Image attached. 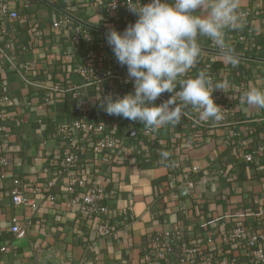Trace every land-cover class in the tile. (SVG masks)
<instances>
[{"label": "crops", "instance_id": "1", "mask_svg": "<svg viewBox=\"0 0 264 264\" xmlns=\"http://www.w3.org/2000/svg\"><path fill=\"white\" fill-rule=\"evenodd\" d=\"M237 3L246 17L238 28L225 30L226 44L234 54L264 59V0ZM3 5L19 18L0 14V146L6 162L0 166V250L8 248L0 264H178L192 247L197 254L189 264H246L245 249L230 236L239 226L245 237L264 234V151L244 162L245 155L264 148V109L241 97L250 87L264 90V63L237 59L233 66L223 55L201 52L179 79L203 70L224 85L212 95L229 104L231 114L224 123H200L188 106L179 124L153 132L101 107L106 96L134 92L107 33L82 26L99 53L82 75L87 46L71 41L79 24L70 19L68 28L52 26L66 13L122 34L136 16L127 20L108 12V0H0ZM238 32L248 36L244 44L236 41ZM198 42L221 51L210 38ZM171 94L162 93L154 103ZM79 119L103 123L114 148L97 154L94 139L62 132ZM69 140L85 148L78 157L80 175L103 191L114 228L110 236H96L97 219L80 210L82 192L68 190L60 162ZM14 181L30 206L14 205ZM12 219L23 236L12 233Z\"/></svg>", "mask_w": 264, "mask_h": 264}, {"label": "clouds", "instance_id": "2", "mask_svg": "<svg viewBox=\"0 0 264 264\" xmlns=\"http://www.w3.org/2000/svg\"><path fill=\"white\" fill-rule=\"evenodd\" d=\"M127 7L137 17L135 23L122 34L109 30L106 40L118 63L126 66V82L133 83L134 92L116 99L104 97L103 110L138 121L153 132L179 124L188 106L199 113L201 121L222 120L221 107L212 94L222 90L223 84H214L203 70L194 78H179L200 57L198 37L213 40L225 59L236 65L238 58L226 44L225 30L240 25L244 13L237 11V0H150L147 4L132 0ZM165 92L172 93L171 97L156 105L154 102ZM241 100L264 109V90L250 87ZM162 156L167 158L168 153Z\"/></svg>", "mask_w": 264, "mask_h": 264}, {"label": "built area", "instance_id": "3", "mask_svg": "<svg viewBox=\"0 0 264 264\" xmlns=\"http://www.w3.org/2000/svg\"><path fill=\"white\" fill-rule=\"evenodd\" d=\"M12 2H19V0H10ZM132 0H108V12L116 13L122 18L125 19H132L135 17L132 14L127 4H131ZM138 4V3H137ZM0 14L2 16H8V18L12 21H15L19 18L17 12L12 11L8 12L6 5H3L0 9ZM117 17L116 20H119ZM246 17V13H244L242 18ZM53 28L60 29L62 27L68 28L71 26V20L69 18H61L53 22ZM246 33L238 32L236 34V41L239 44H244L248 38L246 37ZM72 42H83L87 46V52L83 59V68L81 70V74L85 75L88 69L91 68V62L97 58L99 55L98 51L95 49L93 45L92 36L88 33V31L83 28L81 25L76 26L72 30ZM194 78V77H193ZM172 95V94H171ZM161 97L159 100L158 105L167 101L170 97ZM6 100V99H4ZM214 102L221 107V113L223 115V119L216 122V121H201L199 120V113H198V122L200 123H208V122H216V123H224L226 122L228 116L231 114V107L227 103H219L216 99ZM61 130L66 135L70 133L73 134H83L87 138L94 139L93 145V152L95 153H102L107 150H111L115 146L114 140L111 138L105 137V126L103 123L100 122H92V121H84V120H73L70 125H65L61 127ZM148 131L146 132V134ZM84 147H75L72 141L69 140V147L64 151L62 161L60 162V168L62 174L68 179V190L70 193H75L76 191H81L82 195L80 198V210L82 213L86 215H90L97 219L98 225L96 227L95 233L97 237H107L112 235L114 228L109 222L108 218V208L104 203L103 200V191L99 187L88 186L86 179L80 175V170L78 167V157L84 153ZM264 151V148L260 149L259 151L252 152L244 156V162L246 164H250L253 160L258 157V154H261ZM1 146H0V166H4L6 164L4 158L1 154ZM105 161L109 162L110 157L104 156ZM173 170L178 168V163H173L171 165ZM172 184L175 183V179L171 176L169 178ZM11 197L13 199V203L16 206H23L27 207L30 206L31 203L27 199H25L21 193V189L19 186V181H14V187L11 191ZM72 203H76L75 198H71ZM12 228L11 231L13 234L21 237L24 235V229L20 228L17 225V220L12 219ZM245 232L241 226H239L234 233L231 234L232 241L236 243L238 246H242L245 249V257L247 259L246 264H264V234L261 232H256L248 237H245ZM245 239V240H244ZM8 251V248H2L0 253ZM197 254V249L195 247L190 248L187 253L180 258L178 264H189L193 261L194 257ZM195 264H210L209 261L203 260L199 261ZM220 264H235V262L228 263L227 260H222Z\"/></svg>", "mask_w": 264, "mask_h": 264}, {"label": "water", "instance_id": "4", "mask_svg": "<svg viewBox=\"0 0 264 264\" xmlns=\"http://www.w3.org/2000/svg\"><path fill=\"white\" fill-rule=\"evenodd\" d=\"M64 16H66L67 18L75 21L76 23H78L79 25L85 27V28H88V29H92V30H95V31H99V32H104V33H108L109 31H105V30H100V29H95L93 27H90L89 25H86L78 20H75L73 17L67 15L66 13H63ZM201 52H208V53H212V54H215V55H222L221 54V51H214V50H208V49H204V48H201ZM236 57L238 59H246V60H250V61H255V62H261V63H264V59H260V58H253V57H246V56H242V55H237L235 54Z\"/></svg>", "mask_w": 264, "mask_h": 264}]
</instances>
